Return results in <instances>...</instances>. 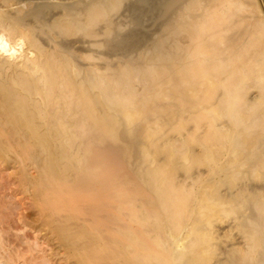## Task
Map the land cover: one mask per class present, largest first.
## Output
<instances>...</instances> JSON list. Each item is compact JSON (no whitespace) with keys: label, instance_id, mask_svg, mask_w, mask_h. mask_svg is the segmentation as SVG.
<instances>
[{"label":"bare ground","instance_id":"obj_1","mask_svg":"<svg viewBox=\"0 0 264 264\" xmlns=\"http://www.w3.org/2000/svg\"><path fill=\"white\" fill-rule=\"evenodd\" d=\"M137 1L77 0L41 14L32 0H0V154L19 167L26 192L33 186L36 204L52 197L41 212L72 239L74 254L110 264H264L261 4L162 3L156 28L139 38L124 35L139 24ZM78 36L89 50H76ZM110 49L122 63L108 61ZM157 101L171 102L163 112H180L178 138L163 145L159 116L143 121ZM121 134L117 167L91 162L93 148L120 145ZM64 208L84 210L70 226ZM228 221L245 241L242 251L221 249L216 225Z\"/></svg>","mask_w":264,"mask_h":264},{"label":"rangeland","instance_id":"obj_2","mask_svg":"<svg viewBox=\"0 0 264 264\" xmlns=\"http://www.w3.org/2000/svg\"><path fill=\"white\" fill-rule=\"evenodd\" d=\"M32 1L35 3H38V5H39L38 12L39 13L45 14V12H46L47 14L48 13L50 14L51 12H58V13L62 12L61 11L62 9L58 8L57 5H62V3L65 5H72L77 0H66V1L62 0V2H61V0H53V1L52 0H39V1L38 0H32ZM51 2L53 3V6L50 5V4H52ZM137 2L138 3H136L135 6L133 7L132 15H133V17L135 16L136 24H137V22H139V24L135 25V27L133 26L131 28L126 29L124 35L128 36V35H131V33L133 35V34H136L138 32L136 34L137 37H139V38L144 37L145 38L148 36V34L150 32H152V30H154L156 28V26H155L156 25V16L154 15L155 14L154 9L158 8L160 5H162V3H164V4L172 3L173 0H151V1L150 0H141V1L138 0ZM256 2L259 5L261 4L260 8H261V11L263 13L262 15L264 16V0H256ZM14 5H15L14 3H11L10 9H17L20 7V6H17V5L14 6ZM22 6H24V5H21V7ZM47 6H49V7H47ZM3 10L6 11L7 9H3ZM25 10H27V7H25ZM139 11H140V13H138ZM121 13H123V12H121ZM6 15H7V13H4L3 17L7 20L8 15L7 16ZM125 15H127V14H125ZM127 16H125V17L119 16L121 19L119 17L118 18L120 21L126 22L128 20ZM118 18L114 17V20H117ZM124 18H125V20H124ZM152 22H153V24H152ZM127 24H128V21H127ZM151 28H153V29H151ZM128 30L130 31L129 33H128ZM131 30H132V32H131ZM147 30L149 33H147ZM83 41L87 42L88 40H83L79 36L72 38V44H74V47L76 48V50H78L79 53L85 52V51H87V49L89 50L88 43L86 44ZM182 41L184 42V39H182ZM81 42H83V43H81ZM78 47H80V48H78ZM81 47H82V49H81ZM94 48L96 49V47H94ZM95 49H93L94 50L93 52H96V54L98 53L97 55H99L100 54L99 52H101L100 51L101 49H99V51H98V49L97 50H95ZM109 51H108V55L110 58L108 59V61L111 59L110 63H112L113 66H116L117 65L116 63H118L120 61H121V63L123 62L122 56L119 55L121 52H119V51L117 52L113 49L112 50L110 49ZM94 55H95V53H94ZM97 55H95L96 58H98ZM106 57L108 58V56H106ZM96 58L94 61L98 60V59L96 60ZM80 60H78V62ZM99 61L100 62H96V63L93 62V63L99 67H101V65H103V66L105 65L104 64L105 61L103 63H102V60H99ZM79 63L80 64H82V63L87 64L84 61L79 62ZM174 94L176 96L179 95L178 91L174 92ZM169 103H171V102H169ZM169 103H167V104H169ZM167 104L164 102H161V101L155 102L153 109H152V112H149L143 118V121L148 122L152 119L153 113L159 116V118H160V120L164 126L163 132H162V134L160 136V140H159V143L160 144L162 143L161 145L166 143V141H168V140L172 141V140H175L178 138V135L174 132L173 125L175 126V124L177 122V120H176L177 118H176L175 114L177 113V115H178L180 112L175 111L173 115H170L167 112H163L162 109ZM192 128H194L193 124H188V126H186L185 131L186 132H192V130H193ZM183 134L187 135L189 133L183 132ZM198 134H200V132ZM121 135L118 136L120 141L121 142L123 141L124 143H126V141H124L126 136L124 134H121ZM123 135H124V137H123ZM121 142H120V145L107 143L106 145L104 144L105 146L102 148H93V150H92L93 152H92V155L90 157L91 162H93L99 158L100 159L106 158L105 160L110 165H112L113 167H117V164H118L117 163L118 162L117 157H119V155L122 154L119 152H122L123 148L125 147L123 145L124 147L121 148V146H122L121 144H123V142L122 143ZM116 146H118V147H116ZM103 149H105V150L103 151ZM195 151L197 153H200V151H201L200 147H196ZM5 155H6V153L0 154V232H3V233H0V235L1 234H2V236L4 235L3 238L0 237V239L2 238L1 239L2 242H1V240H0V242H1V244H3L4 243L3 241L6 238V240H5L6 244L1 245V247H4V246H7V247H4L5 249L0 248V252H1L0 253V259L2 258L1 261L2 262H9V264L10 263L11 264H34V263L35 264H42L43 262L41 259L44 255L48 256V258L52 257V259H54L55 258L54 252H57L60 254L59 258L61 259V261H59V263H57V264H103L105 261L107 262V264H110V263H108L109 261H107V259L105 260L102 257V255L100 256L97 254L98 256H96V257L98 260H100V262H97L96 259L95 260H94V258L91 259L89 257L91 255L88 256L87 253H85V254L83 253L85 256H83V254H79V253H75L76 254L75 255L73 250L71 251L72 248L69 249L71 247L70 244L72 243V241H71L72 239L71 240L66 239L67 234H62V232L61 233L59 232V234H57L58 232L56 233V231H55L56 227L53 224L52 220H50L49 218H48L49 220L47 219L48 221L45 220L44 219L45 216H43V214L41 212V211H43V209H45L47 211L50 210L51 203L53 201L52 197H49L47 200H45L43 202H39L38 204H36L37 202L33 197V194H35V189H33V186H32L26 192L25 189L22 188V186H20L21 183H20V180L18 178L19 177V175H18L19 174V171H18L19 167L15 164H7V159H6L7 156H5ZM200 171L204 172L205 169L202 168V169H200ZM197 172H198V170L194 171V173H197ZM30 174L31 175L35 174V170L32 167L30 168ZM223 191L224 192L226 191L225 188L223 189ZM37 205H40V207ZM83 208L85 209L86 207H83ZM63 210H65V208ZM83 210H81V212H83ZM65 211H66L65 212L66 214L71 212V214H70V217H71L70 220L71 221H68V223H70V226H72L75 223V221L78 220V217H76L75 214L78 216V214H80L81 212L80 213L77 212L78 213L77 214L76 210L75 211L74 210L73 211L65 210ZM71 222L73 224H71ZM234 227H235V224L233 221H228V223L222 222V223H220V224L218 223L216 225V231H217V234H218L217 236H218L219 240L225 242V244H221L222 250H225L227 245L233 247L237 251L243 250V248H244L243 246H244L245 241L242 239L241 234L234 229ZM7 234H8V236H10L9 237L10 239L7 237ZM61 234L63 235V238H62ZM225 238H227V239H225ZM228 239H230V240H228ZM8 242L11 244L9 245ZM65 242H69V243H65ZM20 243H21V245H20ZM7 244L9 245L10 249L8 248ZM6 248L8 250L7 252H9L8 254L12 255L13 257L10 256L8 258ZM69 253L72 254L70 257H69ZM1 254H2V256H1ZM19 254H20V257H19ZM11 257L14 259H12ZM92 257H95V256H92ZM3 259L6 261H4ZM102 259H104L103 260L104 262L102 261ZM92 260H94L96 263ZM52 262H53V264H56L55 259ZM52 262L50 264H52Z\"/></svg>","mask_w":264,"mask_h":264}]
</instances>
